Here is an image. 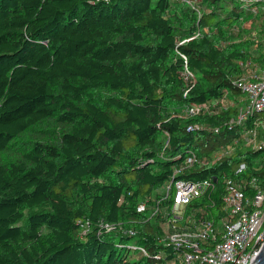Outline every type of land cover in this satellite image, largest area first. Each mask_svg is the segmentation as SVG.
Here are the masks:
<instances>
[{
	"label": "trees",
	"instance_id": "1",
	"mask_svg": "<svg viewBox=\"0 0 264 264\" xmlns=\"http://www.w3.org/2000/svg\"><path fill=\"white\" fill-rule=\"evenodd\" d=\"M185 1L0 0V264L153 262L129 244L171 256L136 207L186 149L232 146L176 176H217L198 200L215 198V218L224 174L264 188V150L232 145L260 120L237 122L234 80L264 67V0ZM191 103L200 112L178 116ZM42 123L58 130L6 154Z\"/></svg>",
	"mask_w": 264,
	"mask_h": 264
},
{
	"label": "built area",
	"instance_id": "2",
	"mask_svg": "<svg viewBox=\"0 0 264 264\" xmlns=\"http://www.w3.org/2000/svg\"><path fill=\"white\" fill-rule=\"evenodd\" d=\"M194 1L185 2L193 7ZM185 74L186 80L195 81L192 72L186 69ZM234 83L246 95L239 99L237 122L247 113L264 110V67L249 69ZM200 107L191 103L178 116H195ZM261 130H264V118L241 133L232 145L242 142L246 147L264 150V136H259ZM231 149L232 146L220 148L211 157L199 156L193 149H186L182 162L174 166L171 177L137 204V211L159 227L160 243L170 246L173 253L168 257L160 251L150 256L144 246L129 244L128 248L136 259L152 258L150 264H249L252 261L264 242V188L256 183V177L246 180L240 175L233 178L223 175L224 194L217 207V218L209 212L216 206L215 198L212 197L210 202L198 201L215 189L217 176H213L216 181L213 177L197 180L176 178L193 165L213 164L229 154ZM245 168V162H239L236 173L241 174ZM100 225L106 230L111 228L102 221ZM82 227L86 233L88 223ZM127 233L135 235V230L128 229Z\"/></svg>",
	"mask_w": 264,
	"mask_h": 264
},
{
	"label": "rangeland",
	"instance_id": "3",
	"mask_svg": "<svg viewBox=\"0 0 264 264\" xmlns=\"http://www.w3.org/2000/svg\"><path fill=\"white\" fill-rule=\"evenodd\" d=\"M202 10L199 8L197 10V15L199 16L201 14ZM241 97H245V94L240 95ZM259 118H264V112H259L258 115ZM57 127L53 124V123H42L40 125H38L35 129L29 131L28 133H26L22 139H19V141L14 144L9 151L6 153L8 154H18L17 152V148L19 145V142L22 140H27L26 138H35V139H39V140H46V139H50L53 134L55 133V131H57ZM242 133V132H241ZM84 228V227H83Z\"/></svg>",
	"mask_w": 264,
	"mask_h": 264
},
{
	"label": "water",
	"instance_id": "4",
	"mask_svg": "<svg viewBox=\"0 0 264 264\" xmlns=\"http://www.w3.org/2000/svg\"><path fill=\"white\" fill-rule=\"evenodd\" d=\"M260 112H264V110H261ZM213 181H216V177H213ZM249 264H264V242H262L258 252Z\"/></svg>",
	"mask_w": 264,
	"mask_h": 264
}]
</instances>
